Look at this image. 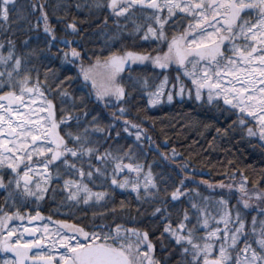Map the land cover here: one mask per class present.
<instances>
[{"label": "snow or ice", "instance_id": "6c2138e0", "mask_svg": "<svg viewBox=\"0 0 264 264\" xmlns=\"http://www.w3.org/2000/svg\"><path fill=\"white\" fill-rule=\"evenodd\" d=\"M15 4L16 0H0V30L6 33L12 32L10 11ZM72 7L64 0L55 5H50L48 0H33L29 15L38 13L36 24L33 26L29 20L25 31L42 27L45 35L43 47H31L29 37L23 39V48L18 49L12 38L15 32L0 40V170H9L6 173L0 171V189L7 193L4 203L11 201L16 208L11 214L0 208V233L7 232L6 236H0V251L12 253L14 257L11 261L5 260L4 264H29V261L30 264H161L153 255L155 246L148 232L122 229L119 224L107 232L103 231L106 225L100 232H86L66 222H59L54 233L47 225L42 230L25 227L23 232L10 227L12 221L25 220L20 206L30 199L43 200L54 178L63 179L62 190L67 193V200L77 204L82 201L87 205L92 200L100 202L110 195L107 191L94 192L89 186L95 184L97 178L110 181L119 189L130 188L138 200L158 202L151 214H159L166 223L157 239L162 247L165 234L175 242L180 257L176 264H264V187L260 186L264 181V170H261L259 179L251 182V188L248 187V176L240 173L239 196L236 205L232 206L234 216L228 207L229 202L223 197L213 201L209 196H202L196 188H188L186 181L194 177L183 175L171 191L168 187L162 190L152 165L140 163L138 159L143 155L140 142L146 139L151 143V137L140 123L125 118L130 112L128 106L135 99L133 93L137 91L148 96L151 106L160 103L164 95L172 102L174 94L183 97L186 92L182 82L178 92H165L169 82L167 75L155 90H150L147 76L133 75L135 69L132 65L150 64L163 75L175 64L177 71H182L194 86L195 100L200 101L202 90L207 89L209 104L222 100L224 105L237 110L241 115L233 124L246 128L248 137L258 135L264 142V0H93L87 5L77 0L74 7L78 11L86 8L91 13L94 8H107L117 20L124 18L132 25L128 35L142 33L140 38L145 41L151 39L167 45L166 52L153 49L155 55L148 51L125 50L110 51L104 56L94 53V58H86L81 50L85 36L80 25L86 21H77L75 16L70 18ZM253 12L256 14L254 20L249 18ZM178 14H182L180 19H187V27L169 40L165 26ZM104 24L107 25V18ZM117 28H120L119 23ZM124 28L127 29L128 24ZM121 35V32L108 35L106 44L119 40ZM225 41L231 45L228 48L231 55L225 54ZM42 59L49 62L59 60L61 65H76L78 62V76L84 87L90 86L87 96H94L96 103L103 105L104 109H115L109 113L112 122L102 125L98 115L87 120L91 112L86 108L83 96L79 102L85 105L81 111L87 126L82 131L79 130L81 115L65 114L64 107L60 108L62 115L57 120L55 105L47 98L45 90L56 91L62 105L71 100L75 106L77 100L63 87L74 77L60 79L58 70L48 68L41 81L35 62ZM125 72L128 73L127 82L123 76ZM50 77L54 88L49 84ZM176 81H181L180 75ZM188 95L191 98L190 90ZM37 104L38 107H33ZM245 117L256 122L258 133L247 127ZM73 120L76 132L68 130ZM117 122H121L119 126L124 133L135 137V146L118 145L115 151L110 148L101 151L100 139H94V134H101L105 140H119L121 132ZM61 125L65 126L64 135L60 134ZM113 131L115 138L111 135ZM260 146L264 149V143ZM160 155L164 160L176 163L179 153L172 149L171 155ZM188 167L186 161L176 163L181 174L186 173ZM125 172L134 173L135 178L130 179L126 174L121 179ZM200 183L210 189L227 187L230 194L233 188L232 184L223 182L213 185L202 180ZM182 197L187 198L191 215L188 208H182V215L178 213L173 223L169 203L180 201ZM210 208H214L215 215ZM248 209L257 213L251 217L250 231L246 224L245 210ZM27 219L31 223L43 217L37 211L35 216ZM210 221L216 226L211 227ZM200 229L205 230L203 235L199 234ZM41 231L43 235L37 236ZM25 236L34 238L25 239ZM250 236L256 247H253ZM57 246L65 249L58 259L52 254ZM45 248L47 253H44ZM33 249L38 251L29 256Z\"/></svg>", "mask_w": 264, "mask_h": 264}, {"label": "trees", "instance_id": "16d2710c", "mask_svg": "<svg viewBox=\"0 0 264 264\" xmlns=\"http://www.w3.org/2000/svg\"><path fill=\"white\" fill-rule=\"evenodd\" d=\"M32 2L33 0H16L15 7L10 11V26L12 32H15V36L12 38L16 40L18 49L23 48V39H28L29 37L31 38V47L44 46L45 35L42 27L33 31H25L29 27V20L33 26L36 24V15L38 13L29 15L31 13L30 5ZM57 2L59 0H48L50 5H55ZM64 2L73 5L70 10V18L75 16L77 21H86V23L80 25L82 33L85 36V40L81 44V50L86 58L93 56L94 53L102 56L108 55L110 51H148L153 55L157 54L152 51L153 49H160L161 53L167 51L166 42L159 43L151 39L145 41L140 38L142 33L128 35V31L132 25L124 18L117 20L107 8H94L89 13L86 8L85 10L78 11L74 7L77 0H64ZM79 2L87 5L92 3L93 0H79ZM49 11L51 12V9ZM255 15L253 12L249 18L254 20ZM105 18H107V25L104 24ZM117 23L120 25L119 29L117 28ZM125 24H128L127 29L124 28ZM186 27L187 19H180V15H178L165 26L166 35L170 40L173 35L182 33ZM12 32L6 33L0 30V40H3L6 35L11 36ZM117 32L122 33L121 38L106 44L107 36ZM239 42L242 43V41ZM227 44L230 43L225 41V45L223 46L225 54L231 55L226 48ZM35 63L36 67L39 68L41 81L44 79L43 73L48 68L58 70L57 75L60 79H64L65 76L74 77L72 81H66L63 87L67 89L71 97L77 100L75 106H73L71 100H66V103L62 105L61 99L56 91L45 90V95L55 105L57 120L62 115L60 108L64 107L66 110L65 114L81 115V128L79 130L82 131L83 127L87 126V121L83 118L81 111L85 105L79 102V98L83 96L85 97L86 108L91 112L87 120H91L92 115H98L102 125L112 122L109 113L115 109H104L103 105L96 103L94 96L91 98L87 96V93L90 91V86L84 87L82 78L78 76V62L76 65H61L59 60L49 62L48 60L42 59V61H36ZM85 63H87V59H85ZM132 68L135 69L133 75L143 74L147 76L150 90H155V86L163 80L164 75H167L169 78L165 92H178L181 82L186 89L183 97L180 98V95L174 94L172 102H169L167 95H164L160 103L155 106L148 104V96L142 92L137 91L133 93L135 99L128 106L130 112L125 118L140 123L152 141L149 143L144 139L140 142L143 145V155H139V162L145 165H152V171L156 175L162 190L164 187H168L171 191L173 185L178 184L179 178H182L183 175L194 177V179L186 181L188 188H196L202 196H209L213 201L223 197L229 202L228 207L232 209L234 216L235 209L232 206L236 205L239 196L237 187L242 178L240 173L243 172L244 175L248 176L249 188H251V182L253 180L260 178L261 170H264V149L260 145L264 142L259 140L258 135L248 137L246 128H242L238 124H233V121L238 120L241 114L237 110L224 105L222 100L215 101L211 104L195 100L193 98L194 92L191 90L190 81L183 77L182 71H177L175 64L163 75H161V70L153 69L150 64L132 65ZM177 75L181 77L180 82L176 81ZM123 76L125 77V82H127L128 73H123ZM33 77H35V73H33ZM49 84L53 88L55 87L51 77ZM174 85L175 87H173ZM188 90L191 91V98L188 95ZM245 119L247 120V127H252L258 133L256 122L250 117H245ZM120 123L117 122L118 130L121 132V138L119 140H105L101 134H94V139H100L101 151L104 148H110L115 151L118 145L126 147L132 144L135 146V137L128 136L127 133H124L122 127L119 126ZM71 124L72 127L68 130L76 132L75 121H71ZM217 129H220L219 133ZM64 132L65 126L61 125L60 134L64 135ZM104 135L106 136L107 134ZM111 135L115 138V131ZM172 149H175L179 153L176 157V163L184 161L188 163L189 167L186 173H179V170L176 168V163L164 160L160 155V153L171 155ZM229 161L232 163H229ZM125 162L127 163L128 161L126 160ZM0 171L6 173L9 170ZM109 172H111V166H109ZM126 174L129 175L130 179L135 178L134 173L128 174L127 172L122 173L120 178L122 179ZM53 177H55L54 169ZM161 177L164 179L162 180ZM7 178L5 174V179L7 180ZM202 180H207L213 185H218L221 182L225 185L232 184L231 194L227 187L223 189L219 187L210 189L207 185L200 183ZM89 186L94 192L107 191L110 195L100 202L92 200L87 205L83 204L82 201L77 204L76 202L67 200V193L62 190L63 179L56 180L54 178L49 187V191L39 204L33 199H30L22 206L19 205V201L17 202L18 206H20L21 214L25 216V220L12 221L10 227L17 226L20 223H26L28 221L27 217L35 216L37 211L43 217V219H38V222L41 224L51 222L59 225V222H66L67 224L81 227L86 232H100L101 227L105 225L107 227H104L103 231L107 232L119 224L122 229L134 228L140 232H148L149 239L155 246L153 253L155 259L160 261L161 264H176V261L180 257L179 248L175 245V242L165 234L162 247L161 241L157 239L162 232L164 223H166L159 214L157 216L151 214L153 208L158 206V202L151 203L138 200L136 193L132 192L130 188L128 190L119 189L112 186L110 181H103L99 178L96 179L95 184L90 183ZM260 186L264 187V181L261 182ZM6 195L5 190L0 189V208L10 214L14 213L16 208L13 207L12 202L4 203ZM141 195H143V189H141ZM168 207L172 213L170 219L173 223L176 222L178 213L182 215L180 211L182 208H188L190 215L192 212L190 204L185 197H182L180 201L170 202ZM209 210L215 215L214 208H210ZM245 211L246 224L250 231L251 217L257 215V213L253 209ZM194 222L195 220L193 219ZM210 226L215 227V222L210 221ZM220 227L223 228V224H220ZM204 231V229H200L199 234L203 235ZM6 235V231L0 233V236ZM132 239L135 240V237H132ZM250 240H252L253 247H256L254 239L251 236ZM173 248L176 251H173ZM13 258L12 253L0 251V261L4 259L10 261Z\"/></svg>", "mask_w": 264, "mask_h": 264}, {"label": "rangeland", "instance_id": "374dc122", "mask_svg": "<svg viewBox=\"0 0 264 264\" xmlns=\"http://www.w3.org/2000/svg\"><path fill=\"white\" fill-rule=\"evenodd\" d=\"M178 15H182V14H178ZM186 20V19H185ZM160 43V42H159ZM236 43H241V42H237L236 41ZM231 47V45L230 44H227L226 45V48H227V50H228V48H230ZM225 48V49H226ZM190 67V66H189ZM184 77V76H183ZM186 79H188L187 77H185ZM189 81H190V79H188ZM190 86H191V90L194 92V97L193 98H195V88H194V86L191 84V81H190ZM207 95H208V90L207 89H203L202 90V99L200 100V101H198V102H207ZM162 98V97H161ZM180 98H181V96H180ZM161 101V100H160ZM215 102V101H214ZM208 103V102H207ZM38 104H39V102H38ZM38 104L37 105H33V107H38ZM41 115H43V114H41ZM251 118V117H250ZM252 119V118H251ZM253 120V119H252ZM255 122V121H254ZM34 200V199H33ZM42 200H40V201H36V203L37 204H39L40 202H41ZM37 221V222H36ZM45 225H47V227H48V229L50 230V232H55L58 228H59V225L58 224H56V223H51V222H49V223H39L38 222V220H34V221H32L31 223H29V221H26V223H20V224H18L17 226H14V227H17V228H19V231L20 232H23V229L25 228V227H28V228H39V229H43L44 228V226ZM61 231H64L63 229H61ZM69 235H71L72 233H68ZM43 235V231H41V232H39V233H37V236H42ZM27 237L25 236V239H26ZM34 238V237H33ZM32 238V239H33ZM82 239V238H81ZM13 240H15V237H13ZM83 242V241H82ZM46 243H47V241H46ZM73 243H75V241H73ZM38 250L37 249H33L32 250V252H30L29 253V256H32V255H34L36 252H37ZM48 252V249L47 248H45L44 249V253H47ZM65 252V249H63V248H59L58 246H57V249H55V250H53V255L58 259L59 258V256L61 255V254H63ZM4 261H5V259L4 260H2V261H0V264H4ZM9 261V260H8ZM11 261V260H10ZM29 264H30V261H29Z\"/></svg>", "mask_w": 264, "mask_h": 264}, {"label": "water", "instance_id": "95a60500", "mask_svg": "<svg viewBox=\"0 0 264 264\" xmlns=\"http://www.w3.org/2000/svg\"><path fill=\"white\" fill-rule=\"evenodd\" d=\"M27 238H30V237H28V236H26Z\"/></svg>", "mask_w": 264, "mask_h": 264}]
</instances>
